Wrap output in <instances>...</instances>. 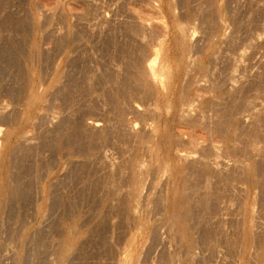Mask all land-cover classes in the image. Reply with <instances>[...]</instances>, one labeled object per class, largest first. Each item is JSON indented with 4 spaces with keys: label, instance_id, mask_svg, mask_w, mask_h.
<instances>
[{
    "label": "rangeland",
    "instance_id": "374dc122",
    "mask_svg": "<svg viewBox=\"0 0 264 264\" xmlns=\"http://www.w3.org/2000/svg\"><path fill=\"white\" fill-rule=\"evenodd\" d=\"M174 15L179 20L174 18ZM139 21L146 24H143L145 27L140 26ZM160 22L167 25V31L166 25L163 26L165 31L158 28L157 24ZM178 26L184 35L193 32L191 37L185 38L186 46L182 45L184 49L178 43L180 40ZM159 44L163 45L164 55L170 65L175 68L178 64V68H182L178 71L175 68L176 73L174 72V79L172 78L176 82L175 86L181 87L174 96V98L178 96L179 100L172 99L170 89L166 88L169 92L166 93L165 89L167 95L165 97L170 100L164 102L160 99L158 91L152 90L154 87L151 88L152 85L146 82V77L143 79L144 66L152 60L151 53L153 54L157 48L160 49ZM175 44L183 50V55H186L184 58L182 56V59H179L178 53H175L176 50L179 51ZM139 65H142L141 68L144 67L142 68L144 71ZM141 72L144 73L140 74ZM198 93L202 96L199 97ZM186 104L191 106L190 109ZM204 104L207 106L204 107ZM179 107L187 108L188 111H184L183 108L180 110ZM191 108L193 111H190ZM175 110L178 115L175 114ZM182 111L185 114L190 111L192 116L190 119L194 117H198L196 120L200 121L203 119L202 124L195 122V118L191 119L190 128L192 130L193 124L198 123L199 126L195 125L196 129L194 128L192 132L199 130L201 133L198 134L199 137L202 135L204 139V136H207L206 141L210 135L214 141L212 139L210 143L211 140L210 142L208 140L207 145H215L217 153L219 152L218 155L215 153V156L217 155L215 157L213 152L215 149H211L213 146L211 145L210 151H207L209 146L203 144L202 138L199 139L200 144L204 145L202 147H207L203 149L209 152V154L203 152L208 156H202L206 163H209L207 167H203L207 168V171L195 169L197 170L195 175L203 172L199 177L190 173L189 170H192L190 165L180 163L182 169L189 166L185 173L195 177L194 181L191 176H187L190 182L192 180L199 184L202 180L200 182L202 184L196 183L195 187L191 184L192 188L186 189L187 194L192 192L188 195L191 205L193 204L191 214L194 217L188 220L192 233L190 240L193 242L189 247L188 239L180 235V230L176 228L178 226L171 223L166 212L168 207L164 204L165 196L168 195L171 186L169 171L165 173L163 168L157 166L158 160L161 161L162 158L166 160L173 157L170 162L177 163L173 151L179 147L175 146L177 143L180 146L186 144L187 136L190 137L191 132L188 135L185 133L186 137L183 138L178 132L184 125L189 124L188 119L187 123L183 117V120L181 119ZM26 117L31 118L30 126L24 122ZM263 118L264 0H0V128L4 130L0 136V148L4 140H7L4 137L10 136L8 133L12 130L25 133L28 139L17 145L13 151L10 169L1 167L0 163V193L3 192L4 195L2 198L0 194V214L3 211L0 215V264H120L124 256L122 252L130 248L129 240L136 237V247H132L133 250L130 248V252L134 253L137 248L138 253L139 246L140 251L146 254L145 256L143 252L138 253L141 255V259H138L141 262L138 264H246V262L259 264L260 260L263 263ZM219 121L221 123L217 126L216 122ZM95 122L98 125L101 123L98 128L94 127ZM130 122L134 126V133L127 127L131 125ZM200 124L204 128L209 127L208 130L204 129L208 133L202 131L203 127ZM153 128L157 133L153 134L155 132ZM211 129H214V132L210 133ZM165 132L169 135L172 133L173 138L179 135L182 140L185 138V142L181 139V143L174 141L176 145L172 143V154L160 151L158 157L162 154L159 157L161 159H156L148 151L153 141L163 143L162 135ZM151 133L156 138L151 136ZM224 134L226 138L223 137ZM254 142H257V145ZM229 143L232 146L228 147ZM143 144L148 147L145 149ZM146 153L149 154L148 157ZM163 154H167L165 158ZM128 162L133 165L130 166ZM133 162L136 163V167ZM255 166L257 168L259 166V169ZM145 167H149V170ZM252 167L259 170L254 171L256 176L254 172V175L250 174L251 176L247 173V169ZM154 168H158L159 171ZM142 169L144 172L147 170L146 175ZM8 171L11 175L9 180ZM2 173L6 174L5 182H8L11 188L4 185L5 176H2ZM138 175L140 177L138 179L147 176L144 177L140 204L133 208L140 216V210L136 208L141 209L142 206L141 216H138L142 217L141 220L148 209L149 212L146 214H150V217L145 214L142 225L145 223L146 225L143 226H139L135 220L132 221L134 218L128 209L129 194L138 180L135 178ZM149 182L152 184L148 185ZM253 182H256L258 187L256 185L253 189ZM8 196L10 197L7 198ZM253 201L256 202L255 207ZM144 202L147 208H144ZM198 203L201 206L204 204L202 208ZM246 210L251 212L250 216ZM246 217L247 223L249 221L255 223L250 225L244 223ZM244 224L248 226L245 228ZM140 228L143 231H140ZM252 237L254 241L256 239L258 241L254 242ZM245 241L249 244V254L245 253L246 256L244 254L246 249L242 250V244L247 248ZM141 244L148 245L149 250L146 245L143 249ZM69 245L73 247L67 249ZM243 259L246 260L245 263ZM131 261L128 260L127 264H132ZM136 261L133 262L136 264L138 262Z\"/></svg>",
    "mask_w": 264,
    "mask_h": 264
},
{
    "label": "bare ground",
    "instance_id": "6f19581e",
    "mask_svg": "<svg viewBox=\"0 0 264 264\" xmlns=\"http://www.w3.org/2000/svg\"><path fill=\"white\" fill-rule=\"evenodd\" d=\"M155 2H156V1H155ZM157 2H158V1H157ZM159 3H160V2H159ZM167 3H168V5L171 7V5L169 4V1H168ZM167 3H166V4H167ZM121 4H122V3H121ZM154 4H155V3H154ZM124 5H125V3H124ZM161 5H162V4H161ZM128 6H129V5H128ZM156 6H157V5H156ZM169 6H167V7H169ZM170 7H169V9L172 8V7H171V8H170ZM149 8H150V6H149ZM152 8H153V7H152ZM156 9H157V8H156ZM156 9H155V10H156ZM128 10H129V9H128ZM172 10H173V9H172ZM174 10H176V8H175ZM157 11H159V10H157ZM170 11H171V10H170ZM170 11H169V12H170ZM153 12H154V9H153ZM127 13H128V12H127ZM134 13H135V12H134ZM137 14H138V13H137ZM158 14H159V12H158ZM132 15H133V14H132ZM175 15H176V14H175ZM175 15H174V18L176 17ZM133 16H134V15H133ZM159 17H160V16H159ZM171 17H172V16H171ZM132 18H134V17H132ZM138 18H139V17H138ZM176 18H177V17H176ZM140 19H141V18H140ZM156 19H158V18H156ZM177 19H178V18H177ZM159 20H160V19H159ZM163 20L165 21V18H164ZM178 20H179V19H178ZM178 20H177V21H178ZM141 21H142V20H141ZM154 21H156V20H154ZM161 21H162V20H161ZM139 22H140V21H139ZM156 22H157V21H156ZM154 23H155V22H154ZM164 23H165V22H164ZM136 24H137V23H136ZM143 24H144V23H143ZM143 24L140 22L139 25L142 26V27H143L144 25H146V24H144V25H143ZM147 24H148V23H147ZM175 24H176V23H175ZM178 24L180 25L181 22H180V23L178 22ZM178 24H177V25H178ZM157 25H158V28H159V29H160V28L163 29V26L166 25V24H163L162 22H160V23H158ZM177 25H175V26L177 27ZM140 26H139V27H140ZM147 26H148V25H147ZM182 26H184L183 23H182ZM144 27H145V26H144ZM152 28H153V27H152ZM152 28H151V29H152ZM178 28H179V29H178ZM178 28H177V29H178V32H180V33L178 34L180 40L177 39V41L179 40L178 43L181 45L182 49H184V48H185L184 46H186V44H184V42H185V40H186L185 38H188V36L191 37V34H192L193 32H192V33L189 32V33H190L189 35H186V34L184 35V32L181 30V27L178 26ZM142 29H143V28H142ZM145 29H146V28H145ZM161 29H160V30H161ZM182 29H183V28H182ZM139 30H140V28H139ZM154 30H155V29H154ZM167 30H168V29H167V25H166V31H167ZM179 30H180V31H179ZM183 30H185V28H184ZM189 30H190V29H189ZM157 31H159V30H157ZM163 31H165V30L163 29ZM175 31H176V30H175ZM187 31H188V29L186 30V32H187ZM194 33H195V32H194ZM158 34H159V32H158ZM187 34H188V33H187ZM192 35H193V34H192ZM158 36H159V35H158ZM163 38H164V37H163ZM183 39H184V40H183ZM173 40H174V39H173ZM187 41H188V40H187ZM188 42H190V40H189ZM193 42H195V41H193ZM160 43H161V42H160ZM178 43H177V44H178ZM186 43H187V42H186ZM162 44H163V42H162ZM162 44H159V45H161V47L159 46L160 49L157 48V49L154 50V51H153L154 48L152 49V51H153V54L151 53V55L153 56L152 60H151L148 64H147V61H146V64H147V65L144 64V65H145V66H144L145 68L142 67V68L145 69V71H144V69L141 68V66L143 65V64H142L143 62H141L140 64H142V65H141V66L139 65V66H140V69H142V70L145 72V74H144V76H143V79H145L144 77H146V82H148L150 85H152L151 88L154 87L152 90H154V89H155V91L157 90L158 93H159V95H161V98H160V99L163 100L164 102H166V101H168L167 99H169L168 97H165V95H166V94H165V89H166V88H167L168 90L170 89L171 96H170V94H169V96H170L172 99H174V100L178 99V98H177L178 96L175 97V98H174V96L177 95L176 93H177V91L179 90V88H181V87H179V86L177 85V86L179 87V88H177V87L175 86V83H176V82H174V80H173V79H174V78H173V75H174V72L176 73V71H175L176 69H175V68H177V71H178V70H182V68H181V67L178 68V64L176 65V67L174 66L175 68H173L172 65H170V63L166 60L167 57L164 55V52H163V49H164V48L162 47V46H163ZM166 44H167V43H166ZM183 44H184V46H182ZM164 45H165V44H164ZM157 46H158V45H156V47H157ZM175 46L177 47L178 45L175 44ZM191 46H193V45H191ZM176 47H175V50H176ZM183 47H184V48H183ZM173 48H174V47H173ZM177 48H179V51L176 50L175 53H178L177 55H178V57H180L179 59H182V56H183V58H184V56H186V55H183V54H184V52H182L183 50H180V46L177 47ZM187 48H188V47H187ZM192 48H193V47H192ZM166 49H167V48H166ZM171 49H172V48H171ZM189 49H191V47H190ZM186 50H187V49H186ZM186 50H184V51H186ZM2 51H3V50H2ZM152 51H151V52H152ZM191 51H192V50H191ZM206 51H207V50H206ZM143 52H145V51H143ZM186 52H187V51H186ZM5 53H6V51H5ZM147 53H148V52H147ZM173 53H174V52H173ZM190 53H192V52H190ZM201 53H202V52H201ZM141 54H143V53L141 52ZM188 54H189V52H188ZM212 54H213V53H212ZM148 55H149V54H148ZM201 55H202V54H201ZM203 55H204V54H203ZM206 55H207V54H206ZM1 56H2V55H1ZM152 56H151V57H152ZM172 56H173V55H172ZM141 57H142V55H141ZM151 57H149V58H151ZM188 57H189V56H188ZM188 57H187V59H188ZM192 57H193V55H192ZM143 58H144V57H143ZM175 58H176V56H175ZM175 58H174V59H175ZM146 59H147V58H146ZM191 59H192V58H191ZM196 59H197V58H196ZM207 59H208V58H207ZM209 59H210V58H209ZM136 60H137V59H136ZM143 60H144V59H143ZM188 60H189V59H188ZM188 60H187V61H188ZM200 60H201V58H200ZM200 60H199V61H200ZM190 61H191V60H190ZM196 62H197V61H196ZM196 62H195V63H196ZM208 62H209V60H208ZM137 63H138V61H137ZM178 63H180V62H178ZM188 63H189V62H188ZM190 64H191V63H190ZM192 64H193V62H192ZM192 64H191V65H192ZM196 64H198V63H196ZM196 64H195V65H196ZM198 65H199V64H198ZM201 66H203V65H201ZM206 66H207V65H206ZM194 67H195V66H194ZM199 67H200V66H199ZM186 68H187V67H186ZM207 68H208V67H207ZM135 69H136V68H135ZM140 69H139V70H140ZM196 69H197V68H196ZM196 69H195V70H196ZM195 70H194V72H195ZM200 70H201V68H200ZM200 70H199V71H200ZM203 70H204V69H203ZM207 70H208V69H207ZM136 71H137V70H136ZM186 71H187V72H190V70L188 71L187 69H186ZM144 72H143V73H144ZM187 72H185V73H187ZM196 72H197V71H196ZM205 72H206V71H204V74H205ZM143 73L141 72L140 74H143ZM190 73H191V72H190ZM192 73H193V71H192ZM208 73H209V71H208ZM195 74H196V73H195ZM195 74H194V76H196ZM209 74H210V73H209ZM134 75L136 76V74H134ZM138 75H139V74H138ZM200 75H201V74H200ZM139 76H140V75H139ZM197 76H198V75H197ZM205 76H207V75H205ZM207 77H208V76H207ZM209 77H210V76H209ZM134 78H136V77H134ZM139 78H141V77H139ZM172 78H173V79H172ZM187 78H188V77H187ZM198 78H199V76H198ZM200 78H201V77H200ZM203 78H204V77H203ZM143 79H142V81L144 82L145 80H143ZM190 79H191V78H190ZM192 79H193V75H192ZM136 81H137V79H136ZM183 81H184V80H183ZM194 81H195V80H194ZM203 81H204V80H203ZM211 81H212V80H211ZM146 82H145V84H147ZM181 82H182V80H181ZM187 82H188V81H187ZM190 82H192V81L190 80ZM190 82H189V84H190ZM195 82H196V81H195ZM184 83H185V82H183V84H184ZM206 83H207V82H206ZM133 84H134V83H133ZM137 84H138V83H137ZM149 84H148V86H149ZM187 84H188V83H187ZM193 84H194V83H193ZM199 84H200V83H199ZM199 84H198V85H199ZM203 84H204V83H203ZM203 84H202V85H203ZM198 85H196V86H198ZM211 85H212V84H211ZM137 86H138V85H136V87H137ZM141 86H142V85H141ZM143 86H144V85H143ZM145 86H146V85H145ZM186 86H187V85H186ZM193 86H194V85H193ZM196 86H195V87H196ZM206 86H207V85H206ZM206 86H205V87H206ZM133 87H134V86H133ZM136 87H135V88H136ZM183 87H184V86H183ZM190 87H191V86H190ZM198 87H199V86H198ZM207 87H208V86H207ZM212 87H213V86H211V88H212ZM145 88H146V87H145ZM145 88H144V89H145ZM187 88H189V87H187ZM196 88H197V87H196ZM200 88H201V87H200ZM202 88H203V87H202ZM202 88H201V89H202ZM132 89H133V88H132ZM149 89H150V88H149ZM149 89H148V90H149ZM167 89H166V90H167ZM182 89H183V88H182ZM182 89H181V90H182ZM185 89H186V88H185ZM193 89H194V88H193ZM201 89H199V90H201ZM203 89H204V88H203ZM129 90H130V88H129ZM168 90L166 91V93L169 92ZM206 90H207V89H206ZM209 90H210V89H209ZM212 90H213V89H212ZM132 91H133V90H132ZM145 91H146V90H145ZM150 91H151V90H150ZM150 91H147V93L150 92ZM171 91H172V92H171ZM183 91H185V90H183ZM188 91H189V89H188ZM202 91H203V90H202ZM135 92H136V91H135ZM195 92H197V89H196ZM198 92H199V91H198ZM154 93H155V92H154ZM156 93H157V92H156ZM201 93H202V92H201ZM201 93H198L199 97L202 96ZM203 93H204V92H203ZM125 94H126V93H125ZM128 94H129V93H128ZM131 94H132V93H130V95H131ZM138 94H139V93H138ZM149 94H150V93H149ZM149 94H148V95H149ZM195 94H197V93H195ZM204 94H206V92H205ZM204 94H203V95H204ZM211 94H212V93H211ZM126 95H127V94H126ZM139 95H140V94H139ZM145 95H146V94H145ZM152 95H153V93H152ZM155 95H157V94H155ZM179 95H180V94H179ZM214 95H215V94H214ZM123 96H124V94H123ZM127 96H129V95H127ZM142 96H143V95H142ZM166 96H167V95H166ZM186 96H187V95H186ZM193 96H194V95H193ZM205 96H206V95H205ZM205 96H203V97H205ZM35 97H36V96H35ZM153 97L155 98V96H153ZM153 97H152V98H153ZM180 97H181V96H180ZM203 97H202V98H203ZM217 97L219 98V96H217ZM33 98H34V95H33ZM128 98H129V97H128ZM128 98H127V99H128ZM183 98H185V97H183ZM183 98H182V99H183ZM186 98H187V97H186ZM193 98H194V97H193ZM195 98H196V97H195ZM34 99H35V98H34ZM37 99H40V98H37ZM149 99H150V98H149ZM189 99H190V98H189ZM199 99H200V98H199ZM213 99H214V98H213ZM41 100H43V98H41ZM41 100H39V101H40L41 103H43ZM155 100H156V99H155ZM169 100H170V99H169ZM178 100H179V99H178ZM195 100H196V99H195ZM195 100H193V101H195ZM157 101H158V100H157ZM157 101H156V102H157ZM182 101H183V100H181V102H182ZM197 101H200V100H197ZM153 102H154V100H153ZM168 102H169V101H168ZM188 102H189V100H188ZM188 102H187V103H188ZM209 102H210V101H209ZM213 102H214V101H213ZM218 102H219V101H218ZM38 103H39V102H38ZM172 103H173V101H172ZM179 103H180V102H179ZM190 103H192V100H191ZM196 103L198 104V102H196ZM219 103H220V102H219ZM164 104H166V103H164ZM183 104L185 105V103H183ZM194 104H195V103H194ZM194 104H193V105H194ZM199 104H200V103H199ZM199 104H198V105H199ZM32 105H33V104H32ZM157 105H158V103H157ZM161 105H162V103H161ZM168 105H169V104H167V106H168ZM217 105H218V104H217ZM163 106H164V105H163ZM169 106H170V105H169ZM182 106H183V105H182ZM186 106H187V104H186ZM202 106H203V105H202ZM202 106H201V107H202ZM205 106H207V105L204 104V107H205ZM134 107H135V106H134ZM189 107H191V106H190V105L187 106V108H189ZM193 107H194V106H193ZM201 107H200V108H201ZM132 108H133V107H132ZM162 108H163V107H162ZM164 108H165V107H164ZM171 108H173V106H172ZM171 108H170V109H171ZM182 108H183V107H182ZM182 108H181V109H182ZM187 108H186V109L183 108V110H184V111H188ZM200 108H199V109H200ZM213 108H215V107H213ZM155 109H156V108H155ZM160 109H161V108H160ZM168 109H169V108H168ZM179 109H180V107H179ZM181 109H180V110H181ZM189 109H190V108H189ZM191 109H192V110H190V111H193V108H191ZM197 109H198V108H197ZM197 109H196V110H197ZM171 110H172V109H171ZM196 110H195V111H196ZM207 110H208V109H207ZM164 111H165V110H164ZM166 111H167V107H166ZM172 111H173V110H172ZM176 111H177V110H175V114L178 115V113H176ZM190 111H189V113L186 112V114L182 111L183 113H182V112H181V113H182L184 116H183V115L181 116V114L179 113V117L181 116V119H182V120H183V118H184L185 122H186V120L188 119L187 122H188V123L191 122V124H192L191 119H194L195 117L190 119V117H192V116H190V115H191ZM197 111H198V110H197ZM35 112H36V111H35ZM149 112H150V111H149ZM156 112H158V111L156 110ZM161 112H162V111H161ZM201 112H203V111H202V108H201ZM206 112H207V111H206ZM31 113H32V112H31ZM158 113H159V112H158ZM165 113H166V112H165ZM169 113H170V111H169ZM254 113H255V112H254ZM29 114H30V113H29ZM159 114H160V113H159ZM175 114H174V115H175ZM195 114H196V113H195ZM195 114H193V115H195ZM198 114L200 115V111H199ZM198 114H196V115L198 116ZM201 114H202V113H201ZM209 114H210V113H209ZM218 114H219V113H218ZM24 115H25V114H24ZM168 115H169V114H168ZM27 116H28V115H27ZM29 116H31V115H29ZM207 116L209 117V115H207ZM250 116L252 117V115H250ZM250 116H249V117H250ZM32 117H33V116H32ZM158 117H159V116H158ZM182 117H183V118H182ZM200 117H202V116H200ZM218 117H219V116H218ZM254 117H255V116H254ZM26 118H27V119H26V120L24 119V122H25V123H28L29 126H30V125H31V118H29V117H26ZM34 118H35V117H34ZM34 118H32V119H33V122H34ZM152 118H154V117L152 116ZM159 118H160V117H159ZM163 118H164V117H163ZM171 118H172V117H171ZM173 118H174V117H173ZM196 118H198V117H196ZM196 118H195V122H200V123H201V121L203 120L202 118H200V119H202V120L200 121V120L197 119V120H198V121H197ZM204 118H205V117H204ZM212 118H213V117H212ZM178 119H180V118H178ZM181 119H180V121H181ZM189 119H190V121H189ZM207 119H208V118H207ZM214 119H215V118H214ZM263 119H264V118H263ZM20 120H21V119H20ZM35 120H36V119H35ZM157 120H158V119H157ZM165 120H167V119H165ZM222 120H223V119H222ZM169 121H170V120H169ZM172 121H173V120H172ZM256 121H257V120H256ZM262 121H263V120H262ZM262 121H261V122H262ZM154 122H155V121H154ZM181 122H182V121H181ZM185 122H184V123H185ZM187 122H186V123H187ZM193 122H194V120H193ZM208 122H209V121H208ZM254 122H255V121H254ZM254 122H253V123H254ZM34 123H35V122H34ZM34 123H33V125H34ZM95 123H96V122H95ZM125 123H126V122H125ZM131 123H132V122H130V124H131ZM168 123H169V122H168ZM171 123H172V122H171ZM212 123H213V122H212ZM216 123H217V126H219L218 123L220 124L221 122L219 121V122H216ZM216 123H215V124H216ZM28 124H26V125H28ZM100 124H101V123H99V125H100ZM123 124H124V123H123ZM154 124H155V123H154ZM157 124H158V123H157ZM164 124H166V122H164ZM191 124H190V123H189V124H186L187 127H186L185 125L182 127V125H181L182 128H181L180 130H179V127H178L179 124L177 125L178 130H179V131H178L179 134H180L181 136L183 135L182 138H183V137H186V135H188V134L191 132V133L189 134L190 137L188 138V136H187V139H189V140L186 139L187 142H185V140H184L185 138L182 140V138H180L179 135H178L177 137H175V138H177V139H175V138H173V137L171 136L172 133L169 135V133L165 132V134L162 135V136H163V140H164L162 144L156 142V140L153 141V140L151 139L154 143L151 142V143H153V145L150 146V147H151V148H150V151H148V149H147L148 153L151 152V155L155 156L156 159H158V158L161 157V155H162V154H160V156L158 157V154H159L160 151H166L167 154H169V153L172 154V153H171V146H172L173 144L176 145V143H175L174 141H176V142H180V143H181V140H182V141H184V142L186 143V144H184V143L182 142L183 145L181 144V146H180L179 143H177V146H175V148H176V147H179L178 150H177V148H176V151H173V149H172V151L175 152V156H176L175 158H177V161H178L177 163H174V162H172V161L170 162V159L173 158V157H172V158H166V160H164L163 158H162L163 160H162L161 158H159V159H161V161L158 160L159 165H158L157 163H156V164H157V166H158L159 168H163V170H164L163 172H165V171H169V175H170L169 180H170V182H171V186H170L169 189H168V195L165 196V197H166V198H165V199H166V203H164L165 201H164L163 203L166 204L167 207H168V209H167L168 211L166 210V212H167V215H168V217H169V220L172 221L171 223H173V224H175L176 226H178V227H176V228H178V230H180V231H179V232H181L180 235H182L183 238L185 237L186 239H188V240H187V241H188V242H187V244H188L187 247H189V245H190L191 242H192V241L190 240V239H191V235H190V234H192V233H190V229H189L190 226H188V224H189L190 222L188 223V220L190 221V217H191V219L194 218V217H193L192 214H191V213L193 212V211H192V207H193L192 205H193V204L191 205V203H190L191 200L189 199V198H190L189 195H190V192H191V191L188 192V194H189V195H188L186 189H189V190H190V189L192 188V185H191V184H193V186H194V185H196L197 182H196V183L194 182V181H195V180H194V178H195L194 176L192 177L190 174L185 173V169H186V168H185V169H182L183 166H182V168H181V165H182V164L190 165V169H192L193 171H194L195 169H198V168H199V169H202V170H200V171H203L204 169L207 171V168H204V169H203V167H207V165H208L209 163H206V159H203L202 156L205 157V156L207 155V154H203V152H205L206 150H207V151H210L209 148H210V146H211L212 144H211L210 146L207 145V141L209 140L208 142H210V140H211L210 143H212V139H213V138H211V136L209 135L210 139H209V137H208V139H207V141H206L205 138H206L207 136H206V137L204 136V139H203V136L201 135V138L203 139V140H201V141L206 142V143L203 142V144L206 145V146H209V147H208L209 150L206 149V148H207L206 146H205V147H202V146H204V145H203V144H200V140H199V139H201V138L199 137V135L201 134V133H199L200 131H199V130H196V131H194V133L192 132L193 129L195 128L194 126H195V125H196V126H199V125H197L198 123H197V124L195 123V125L193 124V129L191 130V128H190V126H192ZM201 124H202V123H201ZM201 124H200V126H201ZM206 124H207V123H206ZM223 124H224V121H223ZM223 124H222V125H223ZM23 125H24V124H23ZM33 125H32V127H33ZM99 125L96 123V124H94V127H97V128H98ZM134 125H135V124H134ZM171 125H173V124H171ZM203 125L205 126L204 122H203ZM212 125H213V124H212ZM256 125H257V124H256ZM154 126H155V125H154ZM157 126H158V125H157ZM159 126H160V125H159ZM159 126H158V127H159ZM204 126H201V127H203V130H202V129H201V130H202V131H206V133H208L207 130H208L209 127L204 128ZM217 126H216V127H217ZM22 127H23V126H22ZM27 127H28V126H27ZM32 127H31V128H32ZM91 127H93V126H91ZM127 127H129V131H131V132L134 133L135 130H134V126H133L132 124L129 125V126H127ZM148 127H149V126H148ZM161 127H162V126H161ZM164 127H166V125H165ZM177 127H176V129H177ZM201 127H199V129H200ZM210 127H212V126H210ZM223 127H224V126H223ZM258 127H259V126H258ZM123 128H124V127H123ZM162 128H163V127H162ZM13 129H14V128H13ZM32 129H33V128H32ZM135 129H137V128H135ZM153 129H154V128H153ZM156 129H157V127H156ZM156 129H154L155 132H154L153 134L157 133V132H156ZM195 129H196V128H195ZM197 129H198V127H197ZM204 129H207V130H204ZM214 129H215V128H214ZM214 129H213V130H214ZM232 129H233V128H232ZM253 129H254V128H253ZM20 130H21V129H20ZM30 130H31V129H30ZM99 130H100V129H99ZM103 130H104V129H103ZM213 130L211 129L210 133H211ZM215 130H216V129H215ZM220 130H221V129H220ZM257 130H258V129H257ZM3 131H4V130H3L2 128H0V136L2 135ZM22 131H23V130H22ZM104 131H105V130H104ZM163 131H164V130H163ZM163 131H162V132H163ZM169 131H170V130H169ZM217 131H218V130H217ZM217 131H216V132H217ZM20 132H21V131H19V132H13V130H12V131H10V133H8L10 136H7V137H9V138L4 137V138L7 139V140H4L5 142L3 143V145H2L1 148H0V163H1V167H8V168L10 169L9 163L11 162V158L13 157V156H12V153H14L13 151H15L17 145L19 146V145L22 144L24 141L26 142V140H28L27 137H26L27 135H25V133H20ZM127 132H128V131H127ZM138 132H140V131H138ZM145 132H146V131H145ZM149 132H152V131H149ZM213 132H214V131H213ZM223 132H224V131H223ZM147 133H148V132H147ZM185 133H187V134L184 136ZM203 133H204V132H203ZM203 133H202V134H203ZM218 133H219V132H217V134H218ZM220 133H221V132H220ZM140 134H141V133H140ZM151 134H152V133H151ZM151 134H150V135H151ZM153 134H152L151 136H154V137L156 138V136L153 135ZM177 134H178V133H177ZM198 134H199V135H198ZM213 134H214V133H213ZM222 134H223V133H222ZM226 134H227V132H226ZM231 134H232V133H231ZM255 134H256V133H255ZM3 135H4V134H3ZM29 135H30V137L32 136L31 132H30ZM134 135H135V134H134ZM204 135H205V134H204ZM207 135H208V134H207ZM211 135H212V134H211ZM214 135H215V134H214ZM214 135H213V136H214ZM219 135H221V134H219ZM174 136H176V135H174ZM213 136H212V137H213ZM230 136H231V135H230ZM30 137H29V138H30ZM148 137H149V136H148ZM154 137H153V138H154ZM214 137H216V136H214ZM220 137H221V136H220ZM223 137L226 138V137H225V134H224ZM138 138H139V137H138ZM143 138H144V137H143ZM145 138H146V137H145ZM157 139H158V138H157ZM180 139H181V140H180ZM217 139H218V138H217ZM0 140H1V139H0ZM138 140H140V139H138ZM143 140H145V139H143ZM147 140H148V139H147ZM149 140H150V139H149ZM236 140H237V139H236ZM2 141H3V140H2ZM158 141L160 142V141H161V138H160ZM213 141H214V139H213ZM215 141H216V140H215ZM220 141H221V139H220ZM231 141H232V140H231ZM231 141H230V142H231ZM253 141H254V140H253ZM140 142H141V141H140ZM250 142H251V141H250ZM142 143H143V142H142ZM142 143H140V144H142ZM144 143H146V141H145ZM172 143H173V144H172ZM210 143H209V144H210ZM219 143H220V142H219ZM231 143H232V142H231ZM234 143H235V142H234ZM254 143H255V142H254ZM24 144H25V143H24ZM147 144H148V143H147ZM178 144H179V146H178ZM220 144H221V143H220ZM232 144H233V143H232ZM255 144L257 145V142H256ZM255 144H253V145H255ZM143 145H144V144H143ZM149 145H150V144H149ZM184 145H185V147H184ZM221 145H222V144H221ZM235 145H236V144H235ZM144 146H145V145H144ZM212 146H213V148H211V149L214 150V149H215V145H212ZM230 146H232V145H230V143H229V146H228V147H230ZM21 147H24V146H21ZM141 147H142V146H141ZM146 147H148V145L145 146L144 148L146 149ZM181 147H184V149L181 148ZM216 147H219V146H216ZM222 147H223V146H222ZM222 147H221V148H222ZM236 147H237V146H236ZM144 148H143V149H144ZM203 148H205L206 150L203 149ZM223 148H224V147H223ZM232 148H233V147H232ZM234 148H235V147H234ZM250 148H251V147H250ZM259 148H260V147H259ZM145 149H144V150H145ZM202 149H203L204 151H202ZM218 149L221 150L220 148H218ZM246 149H247V148H246ZM18 150H20V148H19ZM22 150H23V149H22ZM139 150H140V149H139ZM200 150H201V151H200ZM213 150H212V151H213ZM224 150H225V148H224ZM262 150H263V149H262ZM140 151H142V150H140ZM199 151H200V152H199ZM207 151H206V152H207ZM212 151H211V152H212ZM247 151H249V150L247 149ZM250 151H251V149H250ZM253 151H254V150H253ZM19 152H20V151H19ZM27 152H28V150H27ZM136 152H137V151H136ZM142 152H143V151H142ZM144 152H146V151H144ZM201 152H202V153H201ZM213 152H214V156H215V153H216L217 155L219 154V152L217 153V150H216V149H215ZM233 152H234V151H233ZM242 152H244V151L242 150ZM251 152H252V151H251ZM254 152H255V151H254ZM148 153H146V154H147V157H148V155H149ZM152 153H153V154H152ZM207 153L209 154V152H207ZM249 153H250V152H249ZM249 153H247V154H249ZM255 153H258V152H255ZM142 154H144V153H142ZM142 154H141V156H142ZM167 154H165V155L163 154V155H164L163 157L165 158V156H166ZM170 154H169V155H170ZM197 154H198V155H197ZM200 154H203V155H200ZM211 154H212V153H211ZM228 154H229V153H228ZM13 155H14V154H13ZM199 155H200V156H199ZM217 155H216V156H217ZM221 155H222V154H221ZM251 155H252V154H251ZM253 155H254V154H253ZM258 155H259V154H258ZM261 155H262V153H261ZM261 155H259V156H261ZM133 156H134V155H133ZM139 156H140V153H139ZM207 156H208V155H207ZM216 156H215V157H216ZM247 156H249V155H247ZM134 157H137V156H134ZM144 157H145V155H144ZM155 157H154V158H155ZM167 157H168V156H167ZM169 157H170V156H169ZM244 157H245V156H244ZM250 157H251V156H250ZM152 158H153V157H152ZM154 158H153V159H154ZM217 158H218V157H217ZM137 159H138V157H137ZM150 159H151V158H150ZM251 159H252V158H251ZM251 159H250V160H251ZM138 160H139V159H138ZM146 160H147V159H146ZM175 160H176V159H175ZM223 160H224V159H223ZM232 160H233V159H232ZM128 161L130 162V160H128ZM133 161H134V160H133ZM150 161H151V160H150ZM153 161H154V160H153ZM211 161H213V160H211ZM253 161H254V160H253ZM258 161H259V160H258ZM12 162H13V161H12ZM129 162H128V163H129ZM147 162H148V161H147ZM218 162H220V161H218ZM222 162H223V161H222ZM235 162H236V161H235ZM241 162H242V161H241ZM248 162H249V161H248ZM254 162H255V161H254ZM133 163H134V162H133ZM152 163L154 164V162H152ZM152 163H151V164H152ZM180 163H181V165H180ZM210 163H211V162H210ZM249 163H250V162H249ZM129 164H130V163H129ZM135 164H136V163H134V165H135ZM137 164H138V162H137ZM145 164H146V162H145ZM220 164H221V163H220ZM227 164H228V163H227ZM234 164H235V163H234ZM256 164H257V162H256ZM260 164H261V163H260ZM10 165H11V164H10ZM13 165H14V164H13ZM131 165H133V164H130V166H131ZM231 165H232V164H231ZM244 165H245V164H244ZM248 165H249V164H248ZM257 165H258V164H257ZM141 166H142V165H141ZM147 166H148V164H147ZM152 166H153V165H152ZM152 166H151V167H152ZM191 166H192V167H191ZM253 166H254V165H253ZM13 167H14V166H13ZM135 167H136V165H135ZM154 167H156V165H155ZM186 167H187V166H186ZM201 167H202V168H201ZM218 167H219V166H218ZM246 167H247V166H246ZM250 167H251V165H250ZM255 167H256V166H255ZM255 167H254V168L252 167V168H250V169H247V173H249V175H250L251 173L254 175V173H255V176H256V175H257L256 172H259V170H257V169H259V166H258V168L256 167L257 169H256ZM8 168H7V169H8ZM145 168H146V167H145ZM147 168H148V170H149V167H147ZM147 168H146V169H147ZM9 169H8V170H9ZM143 169H144V168H143ZM143 169H142L141 171H143ZM146 169H145V170H146ZM156 169H158V168H156ZM156 169L154 168V170H156ZM188 169H189V166H188V168L186 169V171H188ZM209 169H210V167H208V170H209ZM231 169H232V168H231ZM231 169H230V170H231ZM1 170H2V169H1ZM4 170H5V168H4ZM154 170H153V171H154ZM192 170H189L190 173H191V174H192V173H193V174H194V173L196 174V171H197V170H195V172H191ZM205 170H204V171H205ZM212 170H213V169H212ZM220 170H221V169H220ZM226 170H227V169H226ZM230 170H229V171H230ZM235 170H236V169H235ZM241 170H242V168H241ZM255 170H257V171L254 172ZM146 171H147V170H146ZM146 171H145V172H146ZM158 171H159V169H158ZM161 171H162V170H160V172H161ZM198 171H199V170H198ZM204 171H203V172H204ZM2 172H3V171H2ZM4 172H5V171H4ZM4 172H3V173H4ZM11 172H12V171H11ZM143 172H144V171H143ZM145 172H144V173H145ZM154 172H156V171H154ZM203 172H201V173H203ZM210 172H211V171H210ZM253 172H254V173H253ZM3 173H2V176H5V179H4V182H5V181H7V180H6V174L3 175ZM7 173H8L7 175H10V174H9V173H10L9 171H8ZM137 173H138V172H137ZM165 173H166V172H165ZM167 173H168V172H167ZM198 173H199V174H198ZM198 173H197V175H195V174H194V175L199 177V175H200L201 173H200V172H198ZM207 173H208V172H206V174H207ZM211 173H212V172H211ZM222 173H223V172H222ZM239 173H240V172H239ZM241 173H242V172H241ZM245 173H246V172H245ZM135 174H136V171H135ZM140 174H143V173L140 172ZM147 174H148V173H147ZM149 174H150V173H149ZM151 174H152V172H151ZM155 174H156V173H155ZM217 174H218V173H217ZM228 174H229V173H228ZM230 174H231V173H230ZM234 174H235V173H234ZM145 175H146V173H145ZM159 175H160V174H159ZM161 175H163V174H161ZM203 175H205V174H203ZM224 175H225V174H224ZM249 175H248V176H249ZM134 176H135V175H134ZM148 176H149V175H148ZM157 176H158V174H157ZM157 176H156V177H157ZM187 176H191V177L193 178L194 181L191 180V182H192V183H191V182H190V178H188ZM201 176H202V175H201ZM212 176H214V175H212ZM228 176H229V175H228ZM243 176H245V175L243 174ZM250 176H251V175H250ZM255 176H254V177H255ZM9 177H10V179H11V175L7 177L8 180H9ZM142 177H143V179H138V178H140L139 175H138V177H135V178H137L138 180L135 181V182H136V184H134L135 186L132 184V186H134V187L131 188V191L129 190V191H130V194H129V196H130V200H129V201H130V202H129V204H128V205H129V208H128V209L130 210V213H131L132 217L134 218V219H132V221H134V220L137 221L136 223H138L139 226L146 225V223L142 225V223H143L142 220L144 219V217H145L146 215H149L148 217H150V214H146V212H147V213L149 212V211H147V210H148V209H147V210H145V211H146V212H145L146 215L144 214V217H143V219L141 220L142 217H141V218H139V217L141 216V211H142L141 209H142V206H141V209H140V207H139V208H138V207L136 208V210H138V209L140 210V216H139L137 213H135V211H134V209H133L134 207H136V206H138V205L140 204V200H141V198H142L141 196H143V195L141 194V192H143V191H142V186L144 185V183H143V181L145 180L144 177L146 178L147 176H142ZM161 177H162V176H161ZM161 177H160V178H161ZM166 177H167V175H166ZM166 177H165V178H166ZM168 177H169V176H168ZM203 177H204V176H203ZM203 177H201V179H202ZM246 177H247V176H246ZM254 177H252V178H254ZM132 178H133V177H132ZM192 178H191V179H192ZM196 178H197V177H196ZM221 178H222V177H221ZM252 178H251V179H252ZM255 178H256V177H255ZM255 178H254V179H255ZM2 179H3V178H2ZM148 179H149V178H148ZM188 179H189V180H188ZM198 179H199V178H198ZM198 179H196V180L198 181ZM214 179H215V178H214ZM218 179H219V178H218ZM244 179H245V178H244ZM133 180H134V179H133ZM154 180H155V178H154ZM157 180H158V179H157ZM162 180H163V179H162ZM169 180H168V181H169ZM225 180H226V179H225ZM2 181H3V180H2ZM151 181H152V179H151ZM168 181H167V182H168ZM201 181H202V180H201ZM201 181H200V182H201ZM211 181H212V180H211ZM217 181H218V180H217ZM221 181H222V180H221ZM251 181H252V180H251ZM254 181L258 182V180H256V179H255ZM152 182H153V181H152ZM152 182H149L148 185H149L150 183L152 184ZM157 182H158V181H157ZM200 182H199V184H202V183H200ZM203 182H204V181H203ZM205 182H206V181H205ZM213 182H214V180H213ZM223 182H224V181H223ZM225 182H227V181H225ZM228 182H229V181H228ZM247 182H248V181H247ZM256 182H253V183L255 184ZM5 183H6V182H5ZM11 183H12V182H11ZM11 183H10V184H11ZM145 183H147V182H145ZM154 183H156V182L154 181ZM160 183H161V181H160ZM8 184H9V183L7 182V183L4 184V185L9 186ZM157 184H159V183H157ZM157 184H155V185H157ZM197 184H198V183H197ZM199 184H198V185H199ZM203 184H205V183H203ZM211 184H212V183H211ZM229 184H230V183H229ZM254 184H252V185H253V189H254V186L257 185V184H255V185H254ZM4 185H3V187H5ZM214 185H215V184H214ZM7 186H6V187H7ZM145 186H146V185H145ZM168 186H169V185H168ZM220 186H221V185H220ZM228 186H229V185H228ZM6 187H5V188H6ZM9 187L11 188V186H9ZM157 187H159V186H157ZM164 187H165V186H164ZM164 187H163V188H164ZM194 187H195V186H194ZM215 187H216V186H215ZM223 187H224V186H223ZM225 187L227 188V186H225ZM251 187H252V186H251ZM257 187H258V185H257ZM10 188H9V190H10ZM153 188H154V185H153L152 189H153ZM161 188H162V187H161ZM199 188H200V187H199ZM199 188H198V190H199ZM255 188H256V187H255ZM144 189H145V188H144ZM147 189H149V188H147ZM147 189H146V190H147ZM150 189H151V188H150ZM156 189H157V188H156ZM196 189H197V188H196ZM212 189H213V188H212ZM218 189H221V188H218ZM249 189H251V188H249ZM160 190H161V189H160ZM162 190H163V189H162ZM162 190H161V191H162ZM189 190H188V191H189ZM194 190H195V188H194ZM198 190H197V191H198ZM225 190H226V189H225ZM255 190H256V189H255ZM257 190H259V189H257ZM257 190H256V191H257ZM2 191H3V188H2ZM152 191L154 192V190H152ZM155 191H156V190H155ZM197 191H196V192H197ZM200 191H202V190H200ZM204 191H205V190H204ZM204 191H202V192H204ZM220 191H221V190H220ZM226 191H227V190H226ZM4 192H5V191H4ZM149 192H151V191H149ZM149 192H148V193H149ZM163 192H164V190H163ZM165 192H166V191H165ZM223 192H224V191H223ZM230 192H231V190H230ZM249 192H250V195H251V190H250ZM254 192H255V191H254ZM254 192H252V193H254ZM2 193H3V192H2ZM2 193H0L1 196L3 195ZM11 193H12V192H11ZM151 193H152V192H151ZM151 193H150V195H151ZM191 193H192V192H191ZM208 193H209V192H208ZM211 193H212V192H211ZM4 194H5V193H4ZM8 194L10 195V192H8ZM12 194H13V193H12ZM143 194H144V193H143ZM153 194H154V193H153ZM156 194H157V193H156ZM166 194H167V192H166ZM214 194H215V193H214ZM217 194H218V193H217ZM217 194H215V195H217ZM221 194H222V193H221ZM248 194H249V193H248ZM158 195H159V192H158ZM200 195H201V194H200ZM206 195H207V194H206ZM244 195H245V194H244ZM250 195H249V196H250ZM255 195H256V194H255ZM3 196H4V195H3ZM3 196H2V198H3ZM5 196H6V195H5ZM10 196H11V195H10ZM10 196H8L7 198H9ZM145 196H146V195H145ZM155 196H156V195H155ZM202 196H205V195H202ZM221 196H222V195H221ZM221 196H220V197H221ZM230 196H232V195H230ZM161 197H163V196H161ZM191 197H192V196H191ZM215 197H216V196H215ZM247 197H248V196H247ZM145 198H146V197H145ZM149 198H150V197H149ZM204 198H205V197H204ZM207 198H208V197H207ZM210 198H211V197H210ZM217 198H218V197H217ZM249 198H250V197H249ZM249 198H248V199H249ZM252 198H254V200H255V196L253 197V195H252ZM128 199H129V197H128ZM146 199H147V198H146ZM162 199H164V198H162ZM162 199H161V200H162ZM191 199H192V198H191ZM256 199H258V198H256ZM6 200H7V199H6ZM6 200H5V201H6ZM126 200H127V199H126ZM126 200H125V201H126ZM149 200H150V199H149ZM149 200H147V201L149 202ZM153 200H154V199H153ZM159 200H160V199H159ZM199 200L201 201V198H200ZM199 200H198V201H199ZM204 200H205V199H204ZM209 200H210V199H209ZM218 200H220V199H218ZM252 200H253V199H252ZM194 201H195V200H194ZM202 201H203V199H202ZM213 201H215V200H213ZM246 201H247V200H246ZM255 201H256V200H255ZM141 202H142V201H141ZM195 202H196V201H195ZM208 202H209V201H208ZM218 202H219V201H218ZM248 202H249V201H248ZM253 202H254V201H253ZM4 203H5V202H4ZM126 203H127V202H126ZM156 203H157V202H156ZM192 203H194V202H192ZM199 203H200V202H199ZM199 203H198V204H199ZM203 203L206 204V201H205V202L203 201ZM203 203H202V204H203ZM251 203H252V202H250V204H251ZM255 203H256V202H254V203H252V204L254 205ZM148 204H149V203H148ZM200 204H201V203H200ZM200 204H199V205H200ZM214 204H215V203H214ZM252 204H251V205H252ZM156 205H157V204H156ZM194 205H195V204H194ZM203 205H204V204H203ZM203 205H202V206H203ZM208 205H210V204H208ZM215 205H216V204H215ZM245 205H246V204H245ZM251 205H250V207H251ZM144 206H145V202H144ZM144 206H143V207H144ZM146 206H147V204H146ZM146 206H145L144 208H147ZM197 206H198V205H197ZM197 206H196V207H197ZM200 206H201V205H200ZM202 206H201V208H202ZM212 206H213V205H212ZM246 206H247V205H246ZM148 207H149V206H148ZM196 207H195V208H196ZM248 207H249V206H248ZM248 207H247V209H248ZM253 207H255V205H254ZM149 208H150V207H149ZM195 208H194V209H195ZM201 208H200V209H201ZM196 209H197V208H196ZM210 209H211V208H210ZM241 209H242V208H241ZM251 209H252V208H251ZM254 209H255V208H254ZM254 209H253V210H254ZM206 210H207V209H206ZM248 210H249V209H248ZM210 211H211V210H210ZM2 212H3V211H2ZM2 212H1V214H2ZM136 212H137V211H136ZM138 212H139V211H138ZM143 212H144V211H143ZM150 212H151V211H150ZM200 212H201V211H200ZM246 212H247V210H246ZM252 212H253V214H254V211H252ZM1 214H0V215H1ZM193 214H194V213H193ZM249 214H251V212H247V215H248V216H250ZM142 215H143V214H142ZM167 215H166V216H167ZM247 215H246V216H247ZM254 215H255V214H254ZM138 216H139V217H138ZM196 216H197V215H196ZM252 216H253V215H252ZM252 216H251V218H252ZM1 218H2V217H1ZM151 218H152V217H151ZM151 218H150V219H151ZM195 220H196V219H195ZM247 220H248V219H247V217H246V218L244 219L243 222L245 223ZM251 220H252V219H251ZM253 220H254V219H253ZM146 221H147V220H146ZM146 221H145V222H146ZM255 221H256V220H255ZM149 222H152V221H149ZM192 222H193V220H192ZM249 222H250V221H249ZM249 222H248V223L246 222V223L249 224V225H250L251 223H255L254 221L251 222V223H249ZM134 223H135V222H134ZM242 224H243V223H242ZM247 224H244L245 228H246V225H247ZM147 225H148V224H147ZM171 225H172V224H171ZM139 226H138V227H139ZM241 226H242V225H241ZM247 226H248V225H247ZM252 227H253V226L251 225V228H252ZM254 227H256V226L254 225ZM143 228H144V227H143ZM249 228H250V227H249ZM251 228H250V230H251ZM140 229H141L140 231H143L142 228H140ZM146 229H147V228H146ZM150 229H151V228H150ZM247 229H248V227H247ZM247 229H246V230H247ZM253 229H254V228H252V231H253ZM148 230H149V229H148ZM148 230H147V233H148ZM151 230H152V229H151ZM178 230H177V231H178ZM244 230H245V229H244ZM255 230H256V228H255ZM150 232H152V231H150ZM247 232H248V230H247ZM247 232H246V234L249 233V232H248V233H247ZM250 232H251V231H250ZM243 234H244V232H243ZM250 234H251V233H250ZM250 234H249V235H250ZM143 235H144V234H143ZM178 235H179V234H178ZM183 235H184V236H183ZM252 235H253V234H252ZM144 236H145V235H144ZM148 237H149V236H148ZM246 237L248 238L249 236L246 235ZM254 237H255V236H254ZM136 238H137V237H136ZM136 238H135V239L133 238V239L129 240L130 242H129V245H128V246H129L130 248H132V247H136V243H137V242L135 241V240H137ZM138 238H139V237H138ZM183 238H182V239H183ZM241 238H242V237H241ZM247 238H246V239H247ZM252 238H253V237H252ZM143 239H144V238H143ZM146 239H148V238L146 237ZM192 239H193V237H192ZM239 239H240V238H239ZM243 239H245V238L243 237ZM250 239H251V238H250ZM250 239H249V240H250ZM251 240H252V239H251ZM251 240H250V241H251ZM256 240H257V239H256ZM256 240H255V241H256ZM145 241H147V240H145ZM253 241H254V238H253ZM255 241H254V242H255ZM257 241H258V240H257ZM183 242H184V241H183ZM185 242H186V241H185ZM247 242H248V240H247ZM141 243H142V241H141ZM241 243H242V242H241ZM248 243H249V242H248ZM257 243H258V242H257ZM257 243H253V242H252V244H257ZM185 244H186V243H185ZM192 244H193V242H192ZM235 244H236V243H235ZM239 244H240V243H239ZM245 244H246L247 248H245V247L243 246V244H242V247H243L242 250H245V249H246L245 252H244V254H245V253H246V254H247V253L249 254V250H248V248H249L248 245H249V244H247L246 241H245ZM245 244H244V245H245ZM137 245H138V244H137ZM145 245H146V244H144V246H145ZM194 245H195V244H194ZM237 245H238V244H237ZM240 245H241V244H240ZM250 245H251V243H250ZM71 246H72V245H71ZM71 246L69 245L68 247H67V246H66V247H67V249H68V248H70ZM141 246H143V245L141 244ZM144 246L142 247L143 249H144ZM251 246H253V245H251ZM255 246H256V245H255ZM72 247H73V246H72ZM148 247H149V246L146 245V248H147V249H148ZM187 247H185V248H187ZM240 247H241V246H240ZM125 248H126V247H125ZM130 248L124 249L125 252H124V253L122 252V254H123L124 256L122 255V256H123V259L121 258V259H122V262H120V264H127V263H128V260H130V259L132 260V261H131L132 264L134 263V262H133L134 260H135V261H136V260L138 261V262L136 261V262H137L136 264L139 263L140 260H138V259H141V258H140L141 255H139L138 253L141 252V254H142V252H143V251H140V250H141V249H140L141 247L138 246V248H139L138 253H136V252H137V248L134 250V251H135L134 253H133V251L130 252ZM146 248H145V249H146ZM192 248H193V247H192ZM70 249H71V248H70ZM143 249H142V250H143ZM193 249H194V248H193ZM193 249H192V250H193ZM251 249H252V248H251ZM251 249H250V250H251ZM253 249H254V248H253ZM253 249H252V250H253ZM73 250H74V249H73ZM73 250H72V251H73ZM132 250H133V248H132ZM148 250H149V249H148ZM185 250H186V249H185ZM252 250H251V251H252ZM255 250H256V249H255ZM182 251H183V249H182ZM251 251H250V253H251ZM183 252H184V251H183ZM241 252L243 253V251H241ZM253 252H254V251H253ZM253 252H252V253H253ZM132 253H133V254H132ZM148 253H149V252H148ZM238 253H239V252H238ZM242 253H241V254H242ZM261 253H262V251H261ZM62 254H63V253H62ZM66 254H68V253H66ZM137 254H138V255H137ZM143 254H145V252H143ZM241 254H240V255H241ZM246 254H245V256H246ZM148 255H149V254H148ZM240 255H239V256H240ZM242 255H243V254H242ZM253 255H254V253H253ZM253 255H251L252 258H253ZM64 256H66L65 253H64ZM145 256H146V254H145ZM248 256H249V255H248ZM254 256H256V255H254ZM259 256H261V255H259ZM240 257H241V256H240ZM257 257H258V256H257ZM262 257H263V256H261V258H262ZM243 258H244V257H243ZM249 258H250V256H249ZM252 258H251V259H252ZM261 258H260V259H261ZM143 259H144V257H143ZM146 259H147V257L145 258V261H146ZM254 259H255V258H254ZM260 259H259V260H260ZM263 259H264V258H263ZM63 260H64V259H63ZM240 260H242V259H240ZM243 260H245V259H243ZM256 260H257V259H256ZM145 261H143V262H145ZM147 261H148V260H147ZM247 261H248V260H247ZM260 261H261V262L258 261L259 264L262 263V260H260ZM263 261H264V260H263ZM140 262H141V261H140ZM238 262H239V260H238ZM242 262H243V261H242ZM245 262H246V260L244 261V263H245ZM248 262H250V260H249ZM250 263H251V262H250ZM263 263H264V262H263ZM263 263H262V264H263ZM134 264H135V263H134ZM140 264H141V263H140ZM144 264H145V263H144ZM237 264H239V263H237ZM241 264H243V263H241ZM246 264H248V263L246 262ZM251 264H252V263H251ZM253 264H254V263H253Z\"/></svg>",
    "mask_w": 264,
    "mask_h": 264
}]
</instances>
